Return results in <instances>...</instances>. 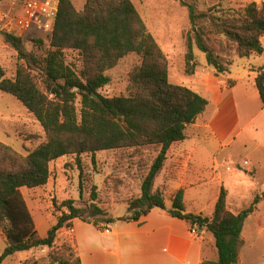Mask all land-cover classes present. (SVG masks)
Returning a JSON list of instances; mask_svg holds the SVG:
<instances>
[{"label": "trees", "instance_id": "trees-1", "mask_svg": "<svg viewBox=\"0 0 264 264\" xmlns=\"http://www.w3.org/2000/svg\"><path fill=\"white\" fill-rule=\"evenodd\" d=\"M177 1L186 9L190 26L185 40L186 75H193L197 66L194 48L205 55L207 66L213 67L216 74L227 72L232 63L215 54L212 42L225 51L232 47L239 58L263 54L264 3L252 2L242 8L214 5L199 11L190 0ZM3 39L16 52L19 63L12 78H5L0 67V92L11 95L26 108L41 126L45 141L26 155L0 142V232L7 243L0 264L18 252L52 249L58 232L72 227L75 219L102 229L96 221L84 220L87 209L66 200L59 205L60 214L46 237L38 236L21 188L45 186L51 162L71 155L80 168L79 158L84 154L91 155L94 162L98 152L145 147L157 148L156 156L142 180L139 197L127 203V215L106 218V213L94 203L93 191L89 216H100L106 227L115 222H138L158 208L185 221L190 228L213 236L217 259L201 264H238L244 246L243 222L257 211L264 192L234 214L227 208V192L221 187L212 215L203 216L186 212L183 191L179 190L171 199V208L166 210L164 195L154 190V181L170 145L185 139L186 127L204 112L208 103L189 88L169 82V59L131 0H86L81 10H76L70 0H58L53 32L46 43L49 48L43 56L24 47V40L43 44L42 38L4 33ZM68 50L76 52L78 70L75 64L67 63L64 51ZM131 54L140 63L129 75L126 95H101L100 90L110 82L107 72ZM34 72L40 76L42 89ZM254 72L255 87L264 106V70L258 68ZM233 84L231 80L226 82L228 88ZM68 248L65 258L50 253L49 264H81L74 246Z\"/></svg>", "mask_w": 264, "mask_h": 264}, {"label": "rangeland", "instance_id": "rangeland-1", "mask_svg": "<svg viewBox=\"0 0 264 264\" xmlns=\"http://www.w3.org/2000/svg\"><path fill=\"white\" fill-rule=\"evenodd\" d=\"M70 1L76 10H81L86 2V0ZM131 1L145 22L148 31L153 35L165 54H168L171 58L169 81L189 88L192 77L184 73L185 40L190 29L186 9L181 7L177 0ZM190 2L194 3L197 10L203 11L214 5H220L224 8H242L252 2L256 4L264 3V0H190ZM18 9V3L15 0H0V19L3 16L17 14ZM4 33L6 32L3 29V23L0 22V67L5 73V78H12L19 61L16 52L10 45L5 43ZM26 34L30 36L34 34V31L30 30ZM211 45L215 54L220 56L224 62H230L235 56V62L227 66V72L224 74H216L215 72V74L221 79V76H225L230 80L237 81L239 96L246 93L248 95L246 104L249 108L255 110L256 103L251 96L252 93H255L257 101L256 89L248 77L244 75V69L248 61L245 58L237 57L234 49L230 46L225 51L213 42ZM24 47L36 56L45 55L49 48L46 43H34L29 39L24 40ZM64 54L67 63L75 64L76 70H78L80 66L76 52L68 50L64 51ZM194 54L197 63L203 61L206 63L205 55L196 48H194ZM139 63L140 61L135 54L128 55L120 60L114 69L107 72L110 82L100 90V94L109 98L126 95L129 75ZM212 69L214 68L211 67ZM32 75L42 89L40 76L35 72ZM258 103L260 106V102ZM76 105L79 106V99H77ZM261 117H264V113L258 118L257 124L258 122L261 123ZM44 141L45 134L35 118L14 97L0 92V142L10 146L17 153L26 155L28 151L34 150ZM244 141L248 143L247 146H243ZM251 144L252 142L245 140L243 137L229 148H224L218 152L217 160L220 166L216 173L214 174L210 170L204 171V181L200 186H193L187 191L185 204L189 211L202 210V213L206 215L212 214L213 205L205 207V209L200 208L209 201L211 202L217 196L221 187L228 191L227 202L233 211L241 207H247L254 192L264 190V154L255 146L251 147ZM156 151L157 148L154 147L103 151L95 154L94 162H92L91 155L84 154L79 158L80 168L75 156L71 155L51 162L49 165L50 177L44 187L34 190L21 189L38 236L46 237L48 229L55 224L56 218L60 214L58 211L59 205L66 200H73L75 207L88 210V213L84 216L85 221L90 223L96 221L102 231L109 230L107 228L109 225L103 227L100 216H89L92 192L94 191L96 195L95 205L106 213V218L117 219L126 216L127 203L139 197L140 185L149 165L156 156ZM209 155L207 150L200 146L196 147L195 156L197 159L204 161ZM227 160H230V164L224 162ZM245 160L249 162L248 166L243 165ZM246 168H250L251 171L245 175ZM230 169L244 178H239V180L232 178L228 174ZM217 177H221V181ZM221 182H223V186ZM164 198L166 204L169 205V196L165 194ZM53 203L56 206H53ZM257 210L262 213L261 219L264 222V206ZM252 224L254 225V219L246 224L245 235L249 238V243L243 255L247 262L264 258V230L257 232L249 229L248 225ZM73 245L74 239L72 233L69 232V228L62 229L58 232L52 249L42 247L28 252H18L7 257L1 264H49L48 256L50 253H53L56 257L65 258L69 254L68 247L71 249ZM6 246L5 238L0 232V255Z\"/></svg>", "mask_w": 264, "mask_h": 264}, {"label": "crops", "instance_id": "crops-1", "mask_svg": "<svg viewBox=\"0 0 264 264\" xmlns=\"http://www.w3.org/2000/svg\"><path fill=\"white\" fill-rule=\"evenodd\" d=\"M261 41L264 48V38ZM167 57L170 68L171 58L168 54ZM263 57L264 52L259 56L252 55L245 58L248 62L244 69V75L252 82L253 87H255L254 79L256 77L254 71L258 68L264 70ZM234 58L235 56L231 60L232 64L235 62ZM191 77L192 83L189 89L205 98L208 104L204 112L186 127L185 139L170 145L163 168L154 181V190L162 192L164 197L165 194L169 196V205L165 201L166 210L171 208L173 195L182 190L187 213L211 216L212 214L202 213V210L189 211L187 209L185 204L187 191L193 186H200L204 181V171L210 170L212 173H216L220 166L217 160L218 152L229 148L238 139L244 137L245 140L252 142L251 147L255 146L264 154V117H261V123L257 124L258 118L264 113V106L261 104L255 87L257 101L255 93H252L251 97L255 100L256 107L255 110L249 108L246 104L248 95L243 93L242 96H239L238 94L237 81L231 80L234 84L228 88L226 82L230 79L225 76H221L222 79L216 76L215 70H211V67L207 66L204 61L197 63ZM253 90L252 92H254ZM258 102H260V106ZM242 144L243 146L248 145L246 141ZM197 146L207 150L210 154L204 161L195 156ZM224 162L230 164V160ZM244 162V166L249 165V162L247 165ZM250 171V168H246L244 174L246 175ZM228 174L236 180L244 178L235 174L231 169ZM217 178L221 181V177ZM221 184L223 186V182ZM226 192L228 199V191L226 190ZM263 192L262 189L255 191L251 201L255 195ZM218 195L219 192L211 202L209 201L200 209H205L210 205H213L214 209ZM227 199V208L232 213L237 214L244 208L241 207L233 211L228 205ZM263 206L264 200L259 203L258 208L261 209ZM261 215L260 210H257L243 222L244 246L241 249L238 264H264V258L247 262L243 255L249 243V238L245 235L246 224L254 219V225H248V228L262 232L264 222ZM107 228L108 232H104L92 224L84 223L78 219L72 222L69 232L72 233L73 246L81 264H201L203 261L217 259L214 238L210 233L196 229L199 235L198 237L193 236L190 231L195 228H190L185 221L170 217L165 211L158 208H153L138 222H115Z\"/></svg>", "mask_w": 264, "mask_h": 264}, {"label": "built area", "instance_id": "built-area-1", "mask_svg": "<svg viewBox=\"0 0 264 264\" xmlns=\"http://www.w3.org/2000/svg\"><path fill=\"white\" fill-rule=\"evenodd\" d=\"M18 3V13L13 16H3L0 22L6 33L17 37L42 38L45 43L52 35L58 11V0H15ZM34 34L28 36V31ZM247 165V162L244 163ZM108 232V230H105ZM191 235L198 237L199 232L191 229Z\"/></svg>", "mask_w": 264, "mask_h": 264}]
</instances>
